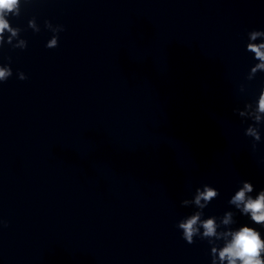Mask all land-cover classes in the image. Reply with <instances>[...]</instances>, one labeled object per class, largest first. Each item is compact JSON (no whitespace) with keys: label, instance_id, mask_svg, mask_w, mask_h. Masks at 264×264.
Masks as SVG:
<instances>
[{"label":"clouds","instance_id":"clouds-1","mask_svg":"<svg viewBox=\"0 0 264 264\" xmlns=\"http://www.w3.org/2000/svg\"><path fill=\"white\" fill-rule=\"evenodd\" d=\"M25 3L31 2V0H24ZM21 13V0H0V47L2 42L5 41L4 33L7 31L10 33L8 42L12 37L18 35L20 29L11 25L9 16L19 17ZM45 27L49 28L53 35L48 40L46 47L49 49L58 47V33L64 31L63 25H59L58 28L52 29L51 22L45 21ZM29 27L34 29V32H39V29L35 27V18L28 21ZM250 40L256 41L258 37H264V30H252L249 33ZM22 50L26 49L27 42L25 40L20 41ZM246 51L253 54V58L257 63L251 66L250 72L254 77L257 72H264V42L261 43H248ZM11 58L9 57V60ZM13 75L12 69L9 65H0V84L7 82V80ZM20 80H26L28 77L22 71L17 73ZM256 104L254 110L253 123L249 124L245 135L254 138L257 142L261 140V133L259 126L264 123V87H261L258 98L254 102ZM252 104V103H247ZM234 112L236 109L233 110ZM256 125L253 127L252 125ZM259 129V131H258ZM256 143H253V150H255ZM242 187L231 196L228 201L229 204L235 205L236 209L242 215L250 217V220L256 224L264 227V189H261L253 198L254 185L250 181H242ZM197 195L195 196V204L201 211H197L191 216L178 222V229L182 230V238L188 243L193 244L194 235L199 234V227L203 228V237L217 236V224L215 217L208 218L201 221L202 210L207 207L208 203L212 201L214 197L220 195L219 190L215 187L207 184L203 185V191L198 187L196 189ZM205 203H201V201ZM187 204L188 201H183ZM233 213L228 211L225 213L222 223L228 225L232 223ZM199 224V227L197 226ZM0 226L7 227V222L0 220ZM225 237H230L224 244L222 249L216 247L211 248V255L213 256L212 264H216V255L220 264H264V257L261 256L264 251V239H262L260 231L247 224L241 225L238 229L230 230L223 234Z\"/></svg>","mask_w":264,"mask_h":264}]
</instances>
